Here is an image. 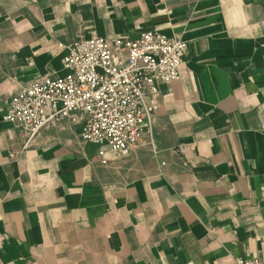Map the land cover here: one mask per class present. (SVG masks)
Returning a JSON list of instances; mask_svg holds the SVG:
<instances>
[{
    "label": "crops",
    "instance_id": "1",
    "mask_svg": "<svg viewBox=\"0 0 264 264\" xmlns=\"http://www.w3.org/2000/svg\"><path fill=\"white\" fill-rule=\"evenodd\" d=\"M149 31L187 48L125 159L101 164L79 117L27 147L2 119L20 90L67 74L75 41ZM237 258L264 260L262 0H0V264Z\"/></svg>",
    "mask_w": 264,
    "mask_h": 264
},
{
    "label": "built area",
    "instance_id": "2",
    "mask_svg": "<svg viewBox=\"0 0 264 264\" xmlns=\"http://www.w3.org/2000/svg\"><path fill=\"white\" fill-rule=\"evenodd\" d=\"M186 48L181 38L154 31L136 40L79 39L63 58L67 74L38 78L20 90L4 102L2 119L25 134L27 147L42 129L79 117V138L99 147L101 164L123 160L150 133L158 87L180 79ZM234 264L264 260L237 258Z\"/></svg>",
    "mask_w": 264,
    "mask_h": 264
}]
</instances>
